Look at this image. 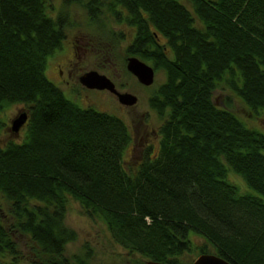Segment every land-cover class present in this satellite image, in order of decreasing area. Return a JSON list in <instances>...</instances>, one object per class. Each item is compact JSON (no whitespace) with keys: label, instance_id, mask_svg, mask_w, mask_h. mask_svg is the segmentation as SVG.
Instances as JSON below:
<instances>
[{"label":"trees","instance_id":"obj_1","mask_svg":"<svg viewBox=\"0 0 264 264\" xmlns=\"http://www.w3.org/2000/svg\"><path fill=\"white\" fill-rule=\"evenodd\" d=\"M76 1L62 0L51 15L49 0H0V113L13 104L28 113L22 139L0 144L11 217L0 213V264H23L19 237H28L29 264H81L65 255L77 238L64 222L69 199L138 256L126 264H190L193 253L264 264V129L213 101L223 84L251 118L264 114V0H186L190 9L183 0H106L109 16L131 32L126 56L165 72L148 99L163 118L158 147L134 173L123 166L126 123L80 107L45 74ZM98 3L88 6L93 23ZM195 235L211 249L193 245Z\"/></svg>","mask_w":264,"mask_h":264},{"label":"rangeland","instance_id":"obj_2","mask_svg":"<svg viewBox=\"0 0 264 264\" xmlns=\"http://www.w3.org/2000/svg\"><path fill=\"white\" fill-rule=\"evenodd\" d=\"M103 3L99 6V18L93 23L89 20L88 6ZM183 4L190 9L191 5L186 0ZM106 0H79L73 3L69 8L71 26L66 31V38L60 49L47 57L45 74L61 92L71 101L75 102L80 107L91 106L97 110L120 117L127 125L131 141L123 154V166L129 173H134L137 166L142 162L146 154H155L158 147V129L163 118L160 117L149 106V96L156 88L164 82L165 72L159 68L155 69L152 64H149L154 69V81L151 85L145 86L141 84L134 75L127 69V59L131 56H126L125 47L130 34L128 28L116 23L109 16ZM53 6V10L49 12L55 15L62 9V0H49V7ZM103 21V24H99ZM123 32L125 39L123 41L116 40L115 32ZM131 33V32H130ZM73 38L85 43V51L80 52V61L73 70L72 76L68 74V60L74 57L77 58L78 51H72L71 41ZM143 61V60H142ZM65 72V78L58 80L59 70ZM96 71L99 74L105 75L114 84L115 88L122 93H130L137 97L134 105L126 106L121 104L116 95L108 90H88L80 82V77L89 72ZM86 87V88H84ZM81 86V87H80ZM226 85L220 84L213 92V101L218 106H227L240 118L247 121L249 126L264 129V114L258 117H252L247 110L245 104L236 96L231 94V91L226 88ZM90 89V88H89ZM123 108V109H122ZM25 107L21 104H13L6 106L0 113V117L5 124V128L0 133V144L3 145L7 140L20 141L23 137L25 127H22L18 133H13L10 130L12 120ZM229 179L244 187V183L239 176L233 172H229ZM248 190V189H247ZM10 203L0 193V213L4 215V221H11L9 216ZM7 218V220H6ZM64 222L66 226L74 229L77 233L76 240L68 242L65 247V255L71 259L77 256L82 260L81 264H126L129 260L136 259L138 256L128 254L121 246L116 244L111 238L105 224L99 220L83 215L78 202L73 199L68 200L67 213ZM193 245L199 246L206 244V248L211 249L200 236H191ZM28 237H19V242L23 248L24 261L23 264H29L27 244ZM197 254L187 255V259L196 258ZM141 259H137L138 261Z\"/></svg>","mask_w":264,"mask_h":264},{"label":"water","instance_id":"obj_3","mask_svg":"<svg viewBox=\"0 0 264 264\" xmlns=\"http://www.w3.org/2000/svg\"><path fill=\"white\" fill-rule=\"evenodd\" d=\"M126 69L136 77L143 85L149 86L154 81V69L149 64L145 63L136 56H131L127 59ZM80 82L90 89L108 90L116 95L118 101L126 106L134 105L137 97L130 93L119 92L115 88V84L103 74L96 71H89L80 77ZM28 119L26 110L19 113L11 122L10 130L13 133H18L25 125ZM144 264H166L159 261L147 260ZM190 264H231L223 257L213 253H202L198 255Z\"/></svg>","mask_w":264,"mask_h":264},{"label":"flooded vegetation","instance_id":"obj_4","mask_svg":"<svg viewBox=\"0 0 264 264\" xmlns=\"http://www.w3.org/2000/svg\"><path fill=\"white\" fill-rule=\"evenodd\" d=\"M85 46H86L85 43L81 42L80 40H77L76 38H73L72 39V41H71L72 51L74 53V51H76V49H77L78 54H76L77 55V58L74 57V55H73V58H71V59L68 60V65H69L68 70H69V72H68V74L66 73V76H68V77L72 76L73 70L75 69V67L78 65V62L80 61V52L83 53V51H85V48H84ZM61 78H63L64 80H66V78H65V72L60 69L59 72H58V80L59 79L62 80ZM84 88H86V87H84ZM86 89H88V90H95V89H89V88H86Z\"/></svg>","mask_w":264,"mask_h":264}]
</instances>
